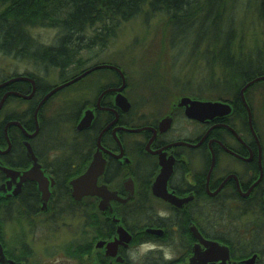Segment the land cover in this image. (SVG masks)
Listing matches in <instances>:
<instances>
[{
  "label": "flooded vegetation",
  "instance_id": "flooded-vegetation-1",
  "mask_svg": "<svg viewBox=\"0 0 264 264\" xmlns=\"http://www.w3.org/2000/svg\"><path fill=\"white\" fill-rule=\"evenodd\" d=\"M7 57L44 65L29 56ZM99 65L119 68L124 88L117 90L122 79L112 69L86 75L97 73L94 97L80 104L74 132L89 148L74 158L64 148L67 138H57L56 121L43 111L63 89L36 114L44 95L64 82L51 87L28 68L0 70V264H53L50 218L72 208L79 227L65 253L74 264H264V67L247 59L237 70L238 83L208 79L161 88L157 82L155 93L145 88L134 102L120 64L101 60L86 70ZM216 69L226 71L207 68ZM30 80L33 95L19 97L31 94ZM39 89L46 91L36 96ZM183 98L224 106L212 116L196 107L189 117ZM147 108H153L149 114ZM86 110L91 123L77 130ZM99 154L96 192L74 199L69 182ZM63 160L72 168L86 162L81 173L64 180L61 194L51 172H61ZM34 172L48 180L46 199ZM212 242L222 248L211 251Z\"/></svg>",
  "mask_w": 264,
  "mask_h": 264
},
{
  "label": "trees",
  "instance_id": "trees-1",
  "mask_svg": "<svg viewBox=\"0 0 264 264\" xmlns=\"http://www.w3.org/2000/svg\"><path fill=\"white\" fill-rule=\"evenodd\" d=\"M259 21L264 22V0H254ZM235 0H0V53L13 57H33L44 65L57 68L61 82L81 74L84 60L78 56L80 51H90L93 46L103 49L105 42L116 34L122 22L129 21L142 13L146 7L149 14L165 17L175 31L184 32L200 25L201 32L194 34L190 41L179 38L178 43H190L192 53L205 41L204 55L210 67L216 65L224 71L223 83H238L237 67L246 60L253 59L242 54V41L236 40L234 33L233 6ZM36 27L52 28L58 31L53 45L43 46L31 36L30 29ZM178 32V33H179ZM92 33V34H91ZM91 34V36H89ZM186 35V34H184ZM171 43H176L171 40ZM235 45L236 49H235ZM192 54V55H193ZM259 67H264L259 58ZM76 70L72 75H66ZM113 75L114 72H112ZM46 90H37L40 96ZM51 99V98H50ZM50 101V100H49ZM69 118L76 124L82 108L79 103L70 104ZM55 132L54 129L51 133ZM76 134V132H74ZM69 135V134H68ZM66 139L69 145L67 156L84 153L89 145L76 140L75 135ZM86 144V145H85ZM60 146V145H59ZM64 161V160H63ZM86 160L70 167L67 161L61 172L52 170L57 180V193H66V181L84 169ZM76 162H74L75 164ZM65 191V192H64Z\"/></svg>",
  "mask_w": 264,
  "mask_h": 264
},
{
  "label": "rangeland",
  "instance_id": "rangeland-1",
  "mask_svg": "<svg viewBox=\"0 0 264 264\" xmlns=\"http://www.w3.org/2000/svg\"><path fill=\"white\" fill-rule=\"evenodd\" d=\"M235 1L233 6L234 33L235 39L242 41V54L250 55L257 62L261 57L264 63V22L257 19L255 1ZM201 28L204 27L198 24L192 29L184 32L178 31V33L171 28L163 15L149 14L144 7L141 14L120 23L116 34L105 42L103 49L99 50L98 46H93L90 51H80L78 56L84 60L83 68H88L101 60L120 64L132 85L131 97L134 102L140 98V94L144 91H149L150 94L155 93L158 90L157 82L161 84V88H171V84L173 86L177 83L179 85L187 83L196 85L204 80L207 82L208 79L214 83L222 82L224 71L221 66L214 67L221 68L222 72L218 69L207 70L210 66L203 56L205 47H207L205 41L200 43L194 54L190 43H178L179 40H183L179 39L181 37L187 38L186 41L192 40L190 38L201 32ZM30 34L39 44L49 46L55 43L58 31L52 28L36 27L30 29ZM171 40L176 43H171ZM260 63L261 61H259ZM240 67H237L236 70ZM12 68H18L20 71L28 68L40 79L41 83H47L51 87L62 81L59 79L56 68L37 64L33 67L26 59H15L0 53V70L7 72ZM250 69L243 68V70L249 71ZM75 72L77 71L72 70L66 75H72ZM99 73L110 78L112 76L109 72ZM156 73L160 75H158L159 78L156 77ZM96 74H89L80 82L64 88L45 106L43 110L45 116L55 120L58 125L57 138L70 139V134L75 135L72 118L68 116L71 113L69 106L73 102L81 104L83 101L91 102L93 100ZM145 88L146 90L143 91ZM173 90L176 91V89ZM151 109L145 110L149 114ZM49 129L51 130V128ZM50 130L47 129L45 135H48ZM74 214L72 208V212L69 214L52 215L50 218L49 244L52 253L50 260L53 264H74L73 258L67 257L65 253L66 245L75 242L77 238L76 229L79 227V219ZM39 226H41V222Z\"/></svg>",
  "mask_w": 264,
  "mask_h": 264
},
{
  "label": "water",
  "instance_id": "water-1",
  "mask_svg": "<svg viewBox=\"0 0 264 264\" xmlns=\"http://www.w3.org/2000/svg\"><path fill=\"white\" fill-rule=\"evenodd\" d=\"M99 68H108V69H112V70L116 71L122 79V85L117 90L121 91L124 88L125 80H124V76H123V74L119 68L112 66V65H99V66L90 68V69L82 72L81 74L77 75L76 77H74V78H72V79H70V80H68V81H66L60 85H57L54 88H52L50 91H48L44 95V97L40 100L38 106L36 107V114H37V111L39 110V108L43 105V103L46 100H48L52 95H54L56 92L72 85L73 83L79 81L81 78L86 76L88 73L92 72L95 69H99ZM19 79H22V78H19ZM258 79H260V78H257L254 81H256ZM30 82L32 84L31 94L28 96L18 95L19 97H22L24 99H28L33 95L34 88H35L34 87V81L30 80ZM1 103H2V101H1ZM1 103H0V106H1ZM181 105H186L185 113L189 117H192L194 115L193 110L196 109V107L204 109L205 112L209 116H212L217 111H219L221 107L224 106L223 104H221L219 102L202 103V102L192 101L188 98H183L181 101ZM127 107H128V103H127ZM121 108L123 111H126V100L124 97H121ZM92 118H93L92 111L86 110L83 114V117L80 119V121L77 124V130L87 128L90 125ZM124 130L126 131V129H124ZM98 145H99V141H98ZM27 147H28V150L31 151L30 147L29 146H27ZM102 170H103V160H102L101 155L99 154L98 156H95L93 158L89 167L87 168V170L83 174L77 176L76 178L72 179L69 182L70 186H71L72 197L77 200V199H80L83 195L94 194L96 192V189H97L96 188V180H97L98 175H100V173L102 172ZM34 179L38 182V186H39V189L42 191L43 198L46 199L48 196V180L40 172H34ZM52 184H53V181H51V185ZM119 230H122V229L120 228ZM119 235H121L120 232H119ZM211 244H212L211 251L219 250V248H222L217 243L212 242ZM4 259H5V256L3 254L2 246L0 245V260H4Z\"/></svg>",
  "mask_w": 264,
  "mask_h": 264
},
{
  "label": "clouds",
  "instance_id": "clouds-1",
  "mask_svg": "<svg viewBox=\"0 0 264 264\" xmlns=\"http://www.w3.org/2000/svg\"><path fill=\"white\" fill-rule=\"evenodd\" d=\"M143 247H144V248H148V247H152V245H150V244H145Z\"/></svg>",
  "mask_w": 264,
  "mask_h": 264
}]
</instances>
